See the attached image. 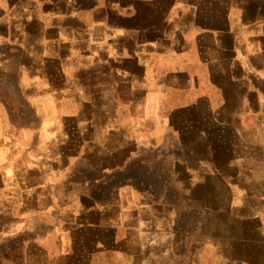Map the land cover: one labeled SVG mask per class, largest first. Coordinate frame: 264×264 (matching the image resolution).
<instances>
[{
  "label": "crops",
  "instance_id": "0c3cea01",
  "mask_svg": "<svg viewBox=\"0 0 264 264\" xmlns=\"http://www.w3.org/2000/svg\"><path fill=\"white\" fill-rule=\"evenodd\" d=\"M1 78L0 264H264V0H0Z\"/></svg>",
  "mask_w": 264,
  "mask_h": 264
},
{
  "label": "rangeland",
  "instance_id": "374dc122",
  "mask_svg": "<svg viewBox=\"0 0 264 264\" xmlns=\"http://www.w3.org/2000/svg\"><path fill=\"white\" fill-rule=\"evenodd\" d=\"M212 58L213 57L210 56V60ZM194 59H195V56H194ZM194 62H195V60H194ZM0 82H1L0 84H2L0 87V99H1L0 112L3 113L6 111H10V106H11V111L16 112V113H24V112L28 111L26 104H24L22 102L21 89L19 87L15 86L13 81H6V80H4V78H1ZM3 85H4V87H3ZM101 90H102V95H103L102 100L106 99V101L108 100V101H111L112 103H108V102H106L104 104L103 103H101V104L90 103V104L86 105V111H93L94 108L96 111H99L103 114L104 113H115L116 114V113H121L124 111V109H122L119 104L115 103V97H114L113 92L111 91L110 88L108 89V88L102 87ZM8 96L9 97L11 96L10 97L11 98L10 103L8 102ZM3 102H5V103H3ZM49 106H50V110H52L51 106H55V105H49ZM17 122H21V121H17ZM93 122H94V125L96 124L97 126L99 125V127H105V123L106 122L109 123L110 121H105V120L98 121L97 120V121H91L90 124H93ZM116 122H120V121L118 120ZM1 123H2V126H8L9 121L1 120ZM152 169H155L153 164H151L149 166V170H152ZM6 202L8 203L9 201L7 200ZM11 204H13L12 206L14 207L15 204L14 203H11ZM19 205H20V202L17 201L16 207H19ZM185 236L186 235L184 233H182L181 237L184 238ZM146 239H147V237H146ZM148 250H150V249H148Z\"/></svg>",
  "mask_w": 264,
  "mask_h": 264
}]
</instances>
